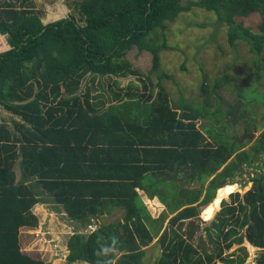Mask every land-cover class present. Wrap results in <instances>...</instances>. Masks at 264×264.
I'll return each instance as SVG.
<instances>
[{"label": "trees", "instance_id": "1", "mask_svg": "<svg viewBox=\"0 0 264 264\" xmlns=\"http://www.w3.org/2000/svg\"><path fill=\"white\" fill-rule=\"evenodd\" d=\"M34 6L0 0V105L8 111L0 116V264H52L22 250L21 230L38 228L40 203H55L71 220L123 213L85 240L70 236L67 264H145L155 238L163 252L154 264L234 263L223 254L235 243L264 249V176L222 202L236 187L225 183L264 154V129L248 148L250 140L230 132L239 122L247 135L264 125V0H79L78 15L66 9L57 20ZM194 8L227 26L231 48L245 42L255 56L249 88L238 90L226 77L239 94L236 105L217 92L218 78L212 91L202 84L203 104L190 106L173 103L163 88L155 100L148 75L140 87L120 85L139 72L128 60L134 48L152 54L153 72L161 69L160 35ZM252 15L260 18L255 29L244 23ZM103 78L112 97L94 88ZM249 91L260 99L248 101ZM140 191L155 210V197L165 206L158 218ZM201 207L212 220H202Z\"/></svg>", "mask_w": 264, "mask_h": 264}, {"label": "rangeland", "instance_id": "2", "mask_svg": "<svg viewBox=\"0 0 264 264\" xmlns=\"http://www.w3.org/2000/svg\"><path fill=\"white\" fill-rule=\"evenodd\" d=\"M79 0H34V9L44 15L50 14L49 20L60 19L64 15V11L72 12L75 15L79 14V7L76 6ZM188 0H184V4ZM260 18L258 15H252L244 20L245 25L253 27L257 26ZM166 42L165 47L161 49V69L158 72H153V56L149 52L139 51L137 48L131 50L128 54V60L136 67L139 72L137 75H130L129 77L120 78L119 84L127 86L128 84H135L142 86L148 75L153 80L154 88H150L154 99L159 98L160 89L163 88L169 94L173 103H179L180 101L186 102L187 106L190 103L197 105L203 104L205 95H203L201 86L203 83L207 84V89L212 91L215 88V82L217 78L221 86L217 89V92L222 96L223 100H226L232 106H235V100L239 97V94L235 91L234 86L228 85L229 79L227 76L234 77L236 81V89L244 90L249 88L252 81H255V68L252 58L255 56L250 52L249 45L245 42H238L236 49L230 47L227 40V26L221 23L214 13L208 12L200 8H194L192 11L179 14V16L173 21L168 22V27L164 35H160L159 42ZM5 45V38L0 35V49ZM264 56V54H263ZM166 72L173 76V78L160 79L159 73ZM118 79V78H116ZM108 79H97L94 83V88L99 92L104 89L105 95L112 97L111 90L109 91ZM260 86L258 89L264 91V73L260 77ZM93 88V89H94ZM96 91H94L95 93ZM185 100H184V99ZM249 100H259V92H248L247 97ZM157 102V101H156ZM220 102V101H219ZM218 102V104H219ZM117 104L112 99L109 104ZM108 104V105H109ZM216 104V103H215ZM213 105L211 110H215ZM221 108L226 109V105H222ZM7 115L8 111L0 105V116ZM11 116V114H9ZM205 124L210 123L211 119L204 120ZM208 125V124H207ZM264 125L254 128L252 135H247L244 132L241 122L236 124L230 129L233 137H241V140H250L247 147L252 145L255 140L261 136ZM235 133V135H234ZM260 159L255 164L254 170L244 167L242 175L239 174V178H231L230 182H226L225 185L231 183L234 184L235 190L227 195L222 202L231 204L233 202V196L236 192L243 196L250 188H253V183L243 181L245 178L250 177V172L256 175L264 176V154L259 155ZM258 167V168H256ZM237 172H241L238 170ZM244 177V179H243ZM243 179V180H242ZM210 179L207 180L206 186ZM142 192V191H140ZM218 195V192L216 196ZM144 203L148 207L152 216L158 218L161 215L162 210H155L152 207V203H148L149 196L144 192L141 195ZM159 199V198H157ZM158 201V200H157ZM220 204L219 209L213 215L218 213L222 206ZM52 205V206H49ZM55 203H47V205L35 206L41 218L39 219V226L35 228L33 233H27L22 240V250L29 252L33 256L40 257L43 261L52 264H67V255L69 253L67 243L70 236L79 234L84 240L86 237L97 231L100 227L120 219L123 213L119 212L116 217L108 215L100 216L99 218L90 216L82 220H69L62 221V217L57 215V207ZM200 217L203 221H210L212 219L205 220L202 216L203 207L200 208ZM173 215H170L172 217ZM167 219L166 224H168ZM51 229L57 228V235L52 236ZM244 229L239 228V234ZM158 238L154 239V242L148 249V255L145 259V264H154L162 256L163 248L160 244H155ZM49 252H51L49 254ZM53 252V253H52ZM264 255V249H255L250 243L244 242L242 244L235 243L230 249L224 251L223 256L229 259H235V262H217V264H239L238 257L244 258L243 264H258L259 259ZM86 264V263H81Z\"/></svg>", "mask_w": 264, "mask_h": 264}, {"label": "crops", "instance_id": "3", "mask_svg": "<svg viewBox=\"0 0 264 264\" xmlns=\"http://www.w3.org/2000/svg\"><path fill=\"white\" fill-rule=\"evenodd\" d=\"M145 191H142V192H140V194L142 195V193H144ZM146 193V192H145ZM147 194V193H146ZM148 196V195H147ZM149 200H150V198H148ZM158 200L159 201V204H160V206L159 207H162V208H160V210H164L165 209V206L160 202V200L159 199H157V197H155L154 198V200ZM149 203V202H148ZM41 205H47V204H43V203H40V204H38V205H36V206H41ZM49 206H52V205H49ZM54 206H56L57 207V215H59L60 217H62V221L64 222V221H69V220H71V219H67L66 218V216H65V213H63L64 211H63V209L60 207V206H57L56 204L54 205ZM158 207V208H159ZM162 210V211H163ZM38 210L35 208V209H33V212L37 215V217H39V219L41 218V214H39L38 212H37ZM97 218H99V217H97ZM73 221H76V220H73ZM36 229H31V228H27V227H25V228H23L22 230H21V240H23L24 239V235L25 234H27V233H33L34 231H35ZM50 230H51V234H52V236H54V235H57V228L56 229H51V227H50ZM26 253H28L29 254V252H26ZM51 252H49V254H50ZM53 253V252H52ZM29 255H31V254H29ZM31 256H33V255H31Z\"/></svg>", "mask_w": 264, "mask_h": 264}, {"label": "water", "instance_id": "4", "mask_svg": "<svg viewBox=\"0 0 264 264\" xmlns=\"http://www.w3.org/2000/svg\"><path fill=\"white\" fill-rule=\"evenodd\" d=\"M235 178H239V175H237ZM187 189H201L202 185L198 184V185H185L184 186Z\"/></svg>", "mask_w": 264, "mask_h": 264}, {"label": "flooded vegetation", "instance_id": "5", "mask_svg": "<svg viewBox=\"0 0 264 264\" xmlns=\"http://www.w3.org/2000/svg\"><path fill=\"white\" fill-rule=\"evenodd\" d=\"M250 169H252V168H250ZM253 170H254V169H253ZM251 177H254V174L250 172V177L245 178V179H246V180L249 179L248 181H250V180H251V179H250ZM243 179H244V177H243ZM243 181L245 182V180H243ZM251 182H252V181H251ZM252 183H253V182H252ZM250 189H251V188H250Z\"/></svg>", "mask_w": 264, "mask_h": 264}, {"label": "clouds", "instance_id": "6", "mask_svg": "<svg viewBox=\"0 0 264 264\" xmlns=\"http://www.w3.org/2000/svg\"><path fill=\"white\" fill-rule=\"evenodd\" d=\"M240 176V175H239ZM243 180V179H242Z\"/></svg>", "mask_w": 264, "mask_h": 264}, {"label": "bare ground", "instance_id": "7", "mask_svg": "<svg viewBox=\"0 0 264 264\" xmlns=\"http://www.w3.org/2000/svg\"><path fill=\"white\" fill-rule=\"evenodd\" d=\"M198 185V184H197Z\"/></svg>", "mask_w": 264, "mask_h": 264}]
</instances>
